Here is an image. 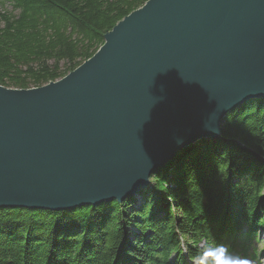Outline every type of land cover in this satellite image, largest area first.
I'll use <instances>...</instances> for the list:
<instances>
[{
  "label": "water",
  "instance_id": "1",
  "mask_svg": "<svg viewBox=\"0 0 264 264\" xmlns=\"http://www.w3.org/2000/svg\"><path fill=\"white\" fill-rule=\"evenodd\" d=\"M263 97L264 0H147L64 77L0 84V207L121 202Z\"/></svg>",
  "mask_w": 264,
  "mask_h": 264
},
{
  "label": "trees",
  "instance_id": "2",
  "mask_svg": "<svg viewBox=\"0 0 264 264\" xmlns=\"http://www.w3.org/2000/svg\"><path fill=\"white\" fill-rule=\"evenodd\" d=\"M147 0H0V84L56 81L89 59ZM121 202L0 207V264H237L264 229V97L228 112ZM228 247V254L219 245ZM187 253V255L185 254Z\"/></svg>",
  "mask_w": 264,
  "mask_h": 264
},
{
  "label": "rangeland",
  "instance_id": "3",
  "mask_svg": "<svg viewBox=\"0 0 264 264\" xmlns=\"http://www.w3.org/2000/svg\"><path fill=\"white\" fill-rule=\"evenodd\" d=\"M0 10L4 11V10H12V6L8 3H6L5 5H1L0 6ZM0 25H2L1 21H0ZM30 87H37L34 86L33 84L30 85ZM29 87V88H30ZM258 240L262 243H264V229L260 231L259 236H258ZM187 255V253H185ZM259 261L262 264V262L264 261V253L259 257ZM239 264H252L251 262H246L242 259L239 260Z\"/></svg>",
  "mask_w": 264,
  "mask_h": 264
},
{
  "label": "bare ground",
  "instance_id": "4",
  "mask_svg": "<svg viewBox=\"0 0 264 264\" xmlns=\"http://www.w3.org/2000/svg\"><path fill=\"white\" fill-rule=\"evenodd\" d=\"M68 74V73H67ZM66 74V75H67ZM64 77V76H63ZM62 78V77H61ZM45 85V84H44ZM150 183H151V178H150V180H149V184L147 185V186H149L150 185ZM219 250H220V252H222L224 255H227L228 254V247H226V245L225 244H220L219 245ZM191 262H193V263H195V264H200L198 261H192L191 260ZM262 264H264V261L262 262Z\"/></svg>",
  "mask_w": 264,
  "mask_h": 264
}]
</instances>
